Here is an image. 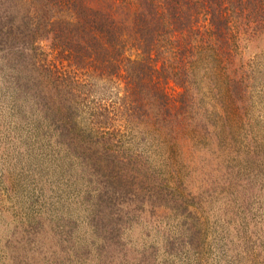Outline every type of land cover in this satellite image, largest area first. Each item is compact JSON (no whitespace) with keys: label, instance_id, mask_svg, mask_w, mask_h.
<instances>
[{"label":"trees","instance_id":"obj_1","mask_svg":"<svg viewBox=\"0 0 264 264\" xmlns=\"http://www.w3.org/2000/svg\"><path fill=\"white\" fill-rule=\"evenodd\" d=\"M246 33L264 43V0H0V59L59 142L96 176L91 224L99 235L113 238L120 214L147 202L148 211L175 209L190 239L179 246L197 249L196 212L177 203L153 167L142 171L136 148H167L169 166L186 155L200 166L197 183H213L210 155L200 153L223 119L205 97L230 88L242 99L249 83L238 48ZM156 256L153 249L131 264H155Z\"/></svg>","mask_w":264,"mask_h":264},{"label":"rangeland","instance_id":"obj_2","mask_svg":"<svg viewBox=\"0 0 264 264\" xmlns=\"http://www.w3.org/2000/svg\"><path fill=\"white\" fill-rule=\"evenodd\" d=\"M242 38L249 83L242 99L227 83L226 95L205 97L223 119L200 153L210 155L205 171L213 183H197L200 166L186 155L173 159L182 165L169 166L167 148H136L145 155L142 171L153 167L177 203L196 212V250L179 246L190 239L175 209L148 211L147 202L120 214L113 238L99 235L91 224L101 191L96 176L59 142L35 98L19 91L0 59V264H131L153 249L155 264H264V43L247 33ZM166 89L179 90L170 81Z\"/></svg>","mask_w":264,"mask_h":264}]
</instances>
